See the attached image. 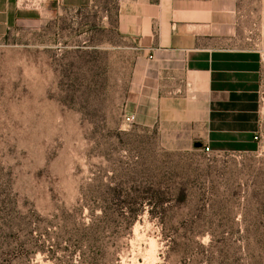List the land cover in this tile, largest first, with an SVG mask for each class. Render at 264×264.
<instances>
[{
    "label": "rangeland",
    "instance_id": "obj_1",
    "mask_svg": "<svg viewBox=\"0 0 264 264\" xmlns=\"http://www.w3.org/2000/svg\"><path fill=\"white\" fill-rule=\"evenodd\" d=\"M235 9L264 55V0ZM65 42L49 21L0 42V264H264V68L254 144L206 153L125 123L118 62Z\"/></svg>",
    "mask_w": 264,
    "mask_h": 264
},
{
    "label": "crops",
    "instance_id": "obj_2",
    "mask_svg": "<svg viewBox=\"0 0 264 264\" xmlns=\"http://www.w3.org/2000/svg\"><path fill=\"white\" fill-rule=\"evenodd\" d=\"M238 1L46 0L29 11L0 0V42L19 26L49 21L71 49L118 62L125 115L146 109L212 153L244 152L260 129L264 55L237 35Z\"/></svg>",
    "mask_w": 264,
    "mask_h": 264
},
{
    "label": "built area",
    "instance_id": "obj_3",
    "mask_svg": "<svg viewBox=\"0 0 264 264\" xmlns=\"http://www.w3.org/2000/svg\"><path fill=\"white\" fill-rule=\"evenodd\" d=\"M46 0H16L17 7L23 10L40 11L44 6ZM125 123L132 122L135 119L133 115H124ZM203 151L209 152V148L204 147Z\"/></svg>",
    "mask_w": 264,
    "mask_h": 264
},
{
    "label": "water",
    "instance_id": "obj_4",
    "mask_svg": "<svg viewBox=\"0 0 264 264\" xmlns=\"http://www.w3.org/2000/svg\"><path fill=\"white\" fill-rule=\"evenodd\" d=\"M195 148H201L202 147V144L200 142H196L194 143L193 145Z\"/></svg>",
    "mask_w": 264,
    "mask_h": 264
},
{
    "label": "trees",
    "instance_id": "obj_5",
    "mask_svg": "<svg viewBox=\"0 0 264 264\" xmlns=\"http://www.w3.org/2000/svg\"><path fill=\"white\" fill-rule=\"evenodd\" d=\"M150 203V202H149ZM158 204V203H157ZM157 204H149L151 207L157 206Z\"/></svg>",
    "mask_w": 264,
    "mask_h": 264
}]
</instances>
